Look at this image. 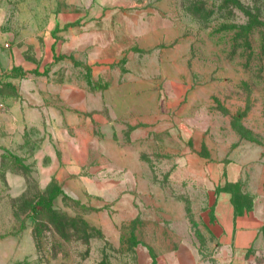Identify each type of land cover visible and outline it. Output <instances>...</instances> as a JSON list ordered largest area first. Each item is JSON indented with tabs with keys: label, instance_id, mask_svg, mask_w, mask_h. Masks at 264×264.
I'll return each mask as SVG.
<instances>
[{
	"label": "rangeland",
	"instance_id": "obj_1",
	"mask_svg": "<svg viewBox=\"0 0 264 264\" xmlns=\"http://www.w3.org/2000/svg\"><path fill=\"white\" fill-rule=\"evenodd\" d=\"M0 75V264H264L207 167L264 138V0H0Z\"/></svg>",
	"mask_w": 264,
	"mask_h": 264
},
{
	"label": "crops",
	"instance_id": "obj_2",
	"mask_svg": "<svg viewBox=\"0 0 264 264\" xmlns=\"http://www.w3.org/2000/svg\"><path fill=\"white\" fill-rule=\"evenodd\" d=\"M255 130L264 135L263 128ZM220 160L208 164L209 176L214 181L242 185L245 198L237 200L229 190L218 193L210 230L231 255L243 257L252 249L264 251V138L241 139Z\"/></svg>",
	"mask_w": 264,
	"mask_h": 264
},
{
	"label": "built area",
	"instance_id": "obj_3",
	"mask_svg": "<svg viewBox=\"0 0 264 264\" xmlns=\"http://www.w3.org/2000/svg\"><path fill=\"white\" fill-rule=\"evenodd\" d=\"M2 76L0 75V115L2 114V112L5 110L6 108V102L2 93Z\"/></svg>",
	"mask_w": 264,
	"mask_h": 264
},
{
	"label": "trees",
	"instance_id": "obj_4",
	"mask_svg": "<svg viewBox=\"0 0 264 264\" xmlns=\"http://www.w3.org/2000/svg\"><path fill=\"white\" fill-rule=\"evenodd\" d=\"M58 194H59V193H56L55 195H52V196H51V200H52V199H55V198L58 196Z\"/></svg>",
	"mask_w": 264,
	"mask_h": 264
}]
</instances>
